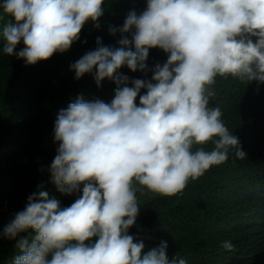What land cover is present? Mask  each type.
<instances>
[{"label":"clouds","instance_id":"clouds-1","mask_svg":"<svg viewBox=\"0 0 264 264\" xmlns=\"http://www.w3.org/2000/svg\"><path fill=\"white\" fill-rule=\"evenodd\" d=\"M103 4L3 0L0 19L14 20L3 30V53L26 65L66 53L89 20L100 27ZM109 32L121 33V47L103 46L97 37L96 49L70 68L77 80L92 74L98 88L105 79L114 82L113 100L78 97L60 110L54 126L59 147L49 169L52 182L67 196L82 186V195L63 208L47 191L30 195L3 229L20 253L13 264H187L169 260L167 242L145 253L144 242L129 235L137 192L173 197L230 155L247 157L221 108L209 102L217 77L264 83V0H147L145 11H130L123 26ZM154 48L167 60L149 69ZM123 66L145 77L151 71V79L130 81L119 72ZM28 230L35 233L31 242L20 236ZM221 246L234 250L231 240Z\"/></svg>","mask_w":264,"mask_h":264},{"label":"trees","instance_id":"trees-1","mask_svg":"<svg viewBox=\"0 0 264 264\" xmlns=\"http://www.w3.org/2000/svg\"><path fill=\"white\" fill-rule=\"evenodd\" d=\"M146 8L147 0H104L99 28L89 20L69 51L35 65L3 53V30L14 20L0 19V264H13L20 254L16 241L5 238L3 229L25 208L30 195L47 191L62 208L82 195V186L79 193L67 196L52 182L49 169L59 147L54 138L55 121L60 110L78 97L110 104L117 85L105 79L98 88L92 74L77 80L70 66L96 49L97 37L103 46L113 50L121 47V33L112 35L109 27H122L130 11L139 15ZM124 35L131 40L130 33ZM252 39L255 43L257 38ZM23 47L21 42L17 51ZM129 49L135 51L134 43ZM166 60L162 50H149V69ZM119 72L130 81L151 79L152 75L151 71L146 77L131 72L127 66ZM127 86L133 85L129 82ZM214 87L217 94L209 107L221 108L222 119L239 138L246 159L230 155L226 163L189 181L184 191L173 197L138 191L137 220L128 233L144 242L145 253L161 241L167 242L170 261L182 258L187 264H264V83L217 77ZM141 94H145L144 89ZM206 147L210 150L212 145ZM34 235L33 230L20 234L30 242ZM224 240H231L233 251L223 249Z\"/></svg>","mask_w":264,"mask_h":264}]
</instances>
